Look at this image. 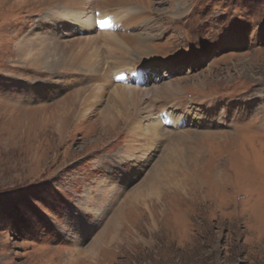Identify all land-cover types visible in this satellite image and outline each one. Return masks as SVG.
Returning a JSON list of instances; mask_svg holds the SVG:
<instances>
[{
    "label": "rangeland",
    "instance_id": "374dc122",
    "mask_svg": "<svg viewBox=\"0 0 264 264\" xmlns=\"http://www.w3.org/2000/svg\"><path fill=\"white\" fill-rule=\"evenodd\" d=\"M48 1L0 0V264H264V0Z\"/></svg>",
    "mask_w": 264,
    "mask_h": 264
},
{
    "label": "bare ground",
    "instance_id": "6f19581e",
    "mask_svg": "<svg viewBox=\"0 0 264 264\" xmlns=\"http://www.w3.org/2000/svg\"><path fill=\"white\" fill-rule=\"evenodd\" d=\"M50 1V0H49ZM48 1V2H49ZM89 1V0H88ZM109 5V4H108ZM127 40L129 41V44H132L133 43V41L135 40V38L134 37H127ZM126 40V41H127ZM33 57V56H32ZM41 57H44V55H41ZM78 59V58H77ZM115 66V65H114ZM124 78H127V75H124V72H121V75H120V79L119 80H121V81H123L124 80ZM165 88V87H164ZM113 94L114 95H117V96H119V98H121L122 99V101H126L127 99L128 100H130L129 102H131L132 103V105H133V107H134V111L136 110H139L140 109V104H141V100H140V97H139V95H138V90H137V88L135 87V86H133V85H128L127 83H124V85L122 86V85H117V86H115L114 87V89H113ZM155 92H158V89L157 90H155ZM167 92V91H166ZM117 99V98H116ZM115 99V97L113 96V98L111 99L112 101H117ZM121 100H120V102H122ZM124 101V102H125ZM92 102V101H91ZM2 103V102H1ZM5 103V102H4ZM4 103H2V104H4ZM6 104V103H5ZM5 104L4 105H2V106H5ZM113 105V104H112ZM1 106V105H0ZM92 106H93V103L92 104H90L89 106H87V108L88 109H86V110H84V111H82V112H84V113H86V111L87 110H90L91 108H92ZM114 106V105H113ZM7 108V107H6ZM22 108V107H21ZM34 110V109H33ZM39 110V109H38ZM37 110V111H38ZM28 111H32V110H28ZM35 111V110H34ZM64 113V112H63ZM172 114L173 115V113L172 112H170L169 111V114ZM125 114V113H124ZM30 115V114H29ZM67 115V114H66ZM173 117V116H172ZM61 119V122H62V124H64L65 125V123H67V121H68V118H69V116H65V114H63L61 117H60ZM180 119V118H179ZM179 119H177V124L179 123ZM152 124L153 123H150V125H151V127H150V137H155V136H157V133H158V130H157V126H152ZM61 125V124H60ZM63 127V126H62ZM151 208V207H150ZM149 208V209H150ZM144 209V208H143ZM140 211V210H139ZM147 212V211H146ZM153 212V211H152ZM108 225H109V223L107 224V227H108ZM123 226V225H122ZM87 228H89V226H85L84 227V230H86ZM109 228V227H108ZM108 228L105 230V229H103V230H101V232L99 233V235H97V233H96V236L94 237V239H95V241L97 242L98 240H100L101 238H102V235L103 234H105L106 232H107V230H108ZM91 229V228H90ZM121 229V228H120ZM114 230V229H113ZM116 231V230H115ZM120 231H122V229L120 230ZM122 236V235H121ZM117 239H119V235H118V232H115L114 234H113V236H111V240H117ZM128 239V238H127ZM93 241V240H92ZM123 241V240H122ZM130 245V244H129ZM77 246H79V245H77ZM115 246V245H114ZM122 246V245H121ZM108 247H110V246H108ZM106 248V247H105ZM114 248V247H113ZM108 249V248H107ZM115 249V248H114ZM111 250V249H110ZM102 251V250H101ZM120 251V250H119ZM103 252V251H102ZM115 252V251H114ZM119 253V252H118ZM92 254H95L96 255V252H95V250H94V247L92 246L91 248H89L88 250H81V249H75V251L73 252V256H71V257H75V256H77V257H86V258H88V257H91L92 256ZM98 255V254H97ZM97 255H96V258H97ZM118 255V254H117ZM91 258H93V257H91ZM90 258V259H91ZM77 259V258H76ZM79 260V259H78ZM85 260V259H84ZM83 260V261H84ZM93 261H94V259H92ZM102 264V263H101Z\"/></svg>",
    "mask_w": 264,
    "mask_h": 264
},
{
    "label": "snow or ice",
    "instance_id": "6c2138e0",
    "mask_svg": "<svg viewBox=\"0 0 264 264\" xmlns=\"http://www.w3.org/2000/svg\"><path fill=\"white\" fill-rule=\"evenodd\" d=\"M100 25H103L105 23V21H99L98 22Z\"/></svg>",
    "mask_w": 264,
    "mask_h": 264
}]
</instances>
